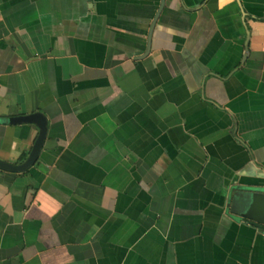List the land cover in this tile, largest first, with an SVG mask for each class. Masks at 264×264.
<instances>
[{
	"label": "crops",
	"instance_id": "0c3cea01",
	"mask_svg": "<svg viewBox=\"0 0 264 264\" xmlns=\"http://www.w3.org/2000/svg\"><path fill=\"white\" fill-rule=\"evenodd\" d=\"M0 264H264V0H0Z\"/></svg>",
	"mask_w": 264,
	"mask_h": 264
},
{
	"label": "water",
	"instance_id": "95a60500",
	"mask_svg": "<svg viewBox=\"0 0 264 264\" xmlns=\"http://www.w3.org/2000/svg\"><path fill=\"white\" fill-rule=\"evenodd\" d=\"M12 122H33L38 126L37 136L31 146L27 157L20 163H12L0 158V168L8 171H23L32 165L38 158L40 149L46 136L47 123L46 117L41 111H32L25 114L15 115L11 118ZM264 222V190H251V201L245 213Z\"/></svg>",
	"mask_w": 264,
	"mask_h": 264
}]
</instances>
